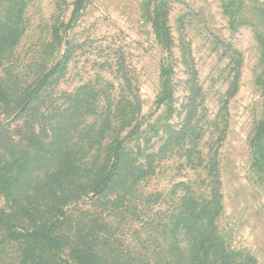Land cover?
Masks as SVG:
<instances>
[{
	"label": "rangeland",
	"instance_id": "374dc122",
	"mask_svg": "<svg viewBox=\"0 0 264 264\" xmlns=\"http://www.w3.org/2000/svg\"><path fill=\"white\" fill-rule=\"evenodd\" d=\"M19 1L0 0V18L10 6L21 10L19 38L0 66L10 88V104L0 103V157L32 158L35 169L10 196L27 198L35 174L63 180L64 147L82 163L71 174L87 191L119 158L111 189L131 164L151 163L139 186L156 197L135 212L111 210L108 229L123 254L158 261L170 253L181 197L189 188L208 191L210 162L222 181L225 243L264 264V138H256L264 122V0ZM70 178L40 188L65 193L71 219L75 206L78 220L113 196L110 189L92 203L93 194L79 200ZM10 207L1 191L0 213ZM5 232L0 225V264H18L20 247Z\"/></svg>",
	"mask_w": 264,
	"mask_h": 264
},
{
	"label": "trees",
	"instance_id": "16d2710c",
	"mask_svg": "<svg viewBox=\"0 0 264 264\" xmlns=\"http://www.w3.org/2000/svg\"><path fill=\"white\" fill-rule=\"evenodd\" d=\"M10 2L13 6L20 1L10 0ZM10 8L11 13H6L0 18V66L3 57L16 45L20 33L21 10L19 8L10 10ZM8 87V83L0 79L1 104H10V102H6V99L10 98L8 91L10 88ZM34 91L32 90L28 96ZM28 96L21 99L15 105L16 108L25 105ZM256 138L259 142L264 138V122H261ZM51 140V144H53L56 135ZM120 144L115 150L116 157L123 154ZM63 149L61 153L64 159L59 162V171L66 170L63 180L57 182L54 177L51 180H44L35 174L32 176L34 183L31 192H23L27 194V198H24L22 194L10 196V192H12L10 189L16 184H22L25 178L29 177V172L35 162L34 159H26L25 156H21L15 159L16 161L10 162L5 160L4 154L0 157V192H4L8 201L11 202V209L8 208L7 211L0 213V225L6 230L5 234L9 241L16 242L20 247L18 264H250V259L247 256L229 248L219 231L218 218L222 211L223 195L220 192L222 181L217 164L214 178L210 162L205 165L208 172L207 179L203 183L208 187L207 192L197 193L189 188L187 193L181 197L180 206L174 213L177 219L172 222L173 228L167 242L170 253L167 257H160V260L153 261L149 256L123 254L120 248L115 247L111 238L113 232L108 229V226L111 225L109 219L113 217V210L124 209V211L133 210L135 212L140 201L148 204L152 197H156V194L143 192L139 186V180L152 173V164L147 163V166L141 163L139 165L131 164L123 171L124 174H121V178L119 177V186L111 189L117 175L116 171L120 167L119 158L118 162L113 163L107 176L87 191L86 184H81L83 177L71 174V169H80L82 163L69 158L70 147ZM263 150L264 147L259 146L261 154ZM3 151V153L8 152L6 149ZM149 158L148 162L151 161L153 155H150ZM258 161L262 163V159ZM14 164L16 172L11 170ZM262 166L264 167V165ZM138 174L143 175L138 176ZM70 176L75 177L78 184L77 194L79 196L76 198L79 200L93 194L89 199V202L92 203L102 199V195L110 189L113 196H108L107 201L101 203L100 211L86 210L78 220H75L74 212L77 210V206H75L74 210L71 209L73 212L71 219L67 217V212L70 210H65L69 207L68 202L64 203L66 194L59 193L57 196L54 191L50 190L47 191V194H42L40 188L42 184L50 185L52 183L61 186L67 178L69 179L67 182L71 184ZM44 195H46L45 198ZM67 195L73 196V191L67 192ZM43 199L45 206L41 201ZM60 201L62 204L58 205ZM83 202H87V200Z\"/></svg>",
	"mask_w": 264,
	"mask_h": 264
}]
</instances>
